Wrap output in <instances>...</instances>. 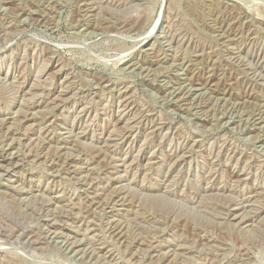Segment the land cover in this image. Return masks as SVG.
Wrapping results in <instances>:
<instances>
[{
  "label": "rangeland",
  "instance_id": "obj_1",
  "mask_svg": "<svg viewBox=\"0 0 264 264\" xmlns=\"http://www.w3.org/2000/svg\"><path fill=\"white\" fill-rule=\"evenodd\" d=\"M0 264H264V0H0Z\"/></svg>",
  "mask_w": 264,
  "mask_h": 264
}]
</instances>
